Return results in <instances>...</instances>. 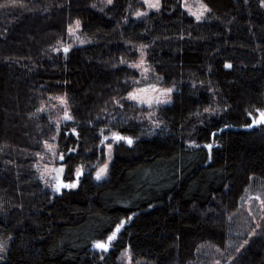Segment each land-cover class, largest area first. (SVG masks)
Listing matches in <instances>:
<instances>
[{
    "label": "trees",
    "instance_id": "1",
    "mask_svg": "<svg viewBox=\"0 0 264 264\" xmlns=\"http://www.w3.org/2000/svg\"><path fill=\"white\" fill-rule=\"evenodd\" d=\"M163 3L160 13L136 19L140 0H0V264H124L128 245L141 264H264V210L250 205L249 214L246 205L251 194L264 199V126L245 127V110L264 109V7L204 0L212 11L197 23L177 0ZM76 20L88 42L74 43L67 57L54 52L71 42ZM140 45H149L159 83L177 89L156 113L161 128L145 118L147 108L113 103L140 79L119 64L138 59ZM65 93L80 132L72 164H84L85 174L78 188L54 193L39 179L36 153L44 156L43 141L57 135L49 117L63 112L36 110ZM209 105L227 111L209 119ZM106 126L136 139L114 144L108 177L96 181L88 169ZM65 130L61 122L62 151L75 143L61 138ZM193 140L201 147H189ZM130 215L119 246L100 261L91 239Z\"/></svg>",
    "mask_w": 264,
    "mask_h": 264
},
{
    "label": "snow or ice",
    "instance_id": "2",
    "mask_svg": "<svg viewBox=\"0 0 264 264\" xmlns=\"http://www.w3.org/2000/svg\"><path fill=\"white\" fill-rule=\"evenodd\" d=\"M113 2L114 0H106L107 5H112ZM140 3L141 9L133 13V16L136 19L146 18L150 13L153 12L160 13L165 7L163 0H140ZM245 3H247V0H245ZM260 3L261 6L264 7V0H260ZM177 5L179 8L183 9L184 13L190 17H193L197 23L205 20L207 15L212 11L211 8L206 3H204V0H196L195 4H189V0H177ZM92 7H95V5L93 4ZM170 10L175 11L176 9L170 8ZM100 11H103V9L101 8ZM124 22H128L127 18H125ZM80 28L81 22L76 20L74 25L68 26L67 34L72 38L74 43L83 45L88 41L81 39V36L78 35ZM74 43L64 44L63 42H60V46H53L52 50L56 53L62 52L64 56L67 57L68 53L72 51ZM148 47L149 45H140L139 48H135V46H133V50L139 53L138 59L134 60L133 62H129L123 57L120 58L119 64L125 65L128 69H135L139 73L140 79L137 80L133 77L131 79L130 85L131 90L126 89L127 95H121L120 99L118 100L113 98V103L114 106L123 109L126 102H132L129 104V107L134 108L142 114L144 113V109L146 107L148 111L145 115V118L148 119L155 128H161L163 121L156 116V113L160 111L162 105L173 103V93L177 89L175 85L172 87L158 86L162 78L155 73L154 69L147 61L146 49ZM113 67L118 66L113 65ZM224 67L231 69L233 65L231 63H226ZM203 83L204 82L201 81L202 86ZM125 84L128 85L129 81L125 80ZM192 87L195 88L196 84L193 83ZM210 91L213 95H215L214 89H210ZM52 101H55V103H50ZM48 102L49 107H45V105L42 104L41 107L37 108L36 112L44 113L46 111L59 108L62 110L63 114L62 116L58 114L55 121H52L51 117H49L50 122L55 124V132L57 135H54L50 138L52 141L51 143L49 140L43 141V148L49 157V163L41 164L40 161L44 160V156L40 153H36V155L40 157V161L37 162L35 167L40 173L39 179L44 182L45 187L51 188L54 193H61L62 190H73L79 187L81 183V177L85 174V165L82 163L72 164L73 159L79 158L80 156V132L77 131L75 117L71 112V106L67 94L65 93L63 95L49 97ZM221 111H227V109H221L219 106L213 107L212 105H209L203 109V113H207L209 119L212 116H219ZM245 111L246 115L250 117V123L246 124L245 127L254 128L258 126H264V109L254 108L256 115L253 114V111ZM33 115H35V113ZM196 115L199 116L202 115V113L197 112ZM96 120L99 121L100 117H96ZM61 122L64 123L66 129L64 131L63 137L61 138L66 142H70L69 137H74L75 140L74 146L68 147L66 151L60 150L58 145L55 143L57 137L60 135ZM68 122H72L71 126L68 124ZM88 123L90 126L95 127V125L92 124V121H89ZM227 126L228 125H226V127ZM219 131L222 132L223 129H220ZM211 137L214 140L216 133L212 132ZM96 138L98 139V143L95 145L97 164L92 165L88 171L89 173L94 171V179L96 181H101L108 176L109 165L112 161L113 145L123 142L131 146L135 143L136 138L124 135L119 130H114V126L100 127ZM188 146L195 148L201 147V145L196 144L194 140L190 141ZM213 146V143H207L203 145V147L208 150L209 158L211 157ZM88 151L93 150L89 149ZM101 161L103 162L101 163ZM250 179L252 178L250 177ZM254 199L259 201L261 206H264V199H261L259 195H257ZM262 210H264V207H262ZM133 215H135V213H133ZM132 218L133 216L130 215L126 219H118L117 221L111 222L106 229L100 231L95 237L91 239L92 249L94 252L98 253L100 261H103L106 254L110 253L114 248L119 246L122 236L127 232L126 225L130 223ZM260 227L261 225L257 223L256 228ZM259 234L264 235V233ZM257 235L258 233L256 229H253L249 233V238L255 237ZM248 243L249 240L245 239L243 244L237 247L236 251L239 252ZM5 251V243L0 241V253H4ZM121 257L124 260V264H141L139 260L134 258L131 245H128L124 248V251L121 253ZM0 259H3L2 255H0ZM217 264H219L218 261Z\"/></svg>",
    "mask_w": 264,
    "mask_h": 264
},
{
    "label": "rangeland",
    "instance_id": "3",
    "mask_svg": "<svg viewBox=\"0 0 264 264\" xmlns=\"http://www.w3.org/2000/svg\"><path fill=\"white\" fill-rule=\"evenodd\" d=\"M196 3V0H189V4H195ZM139 10V9H138ZM75 24V23H74ZM78 35H80V33H78ZM81 36V35H80ZM69 39L71 40V42L70 43H74L73 41H72V38L71 37H69ZM81 39H84V37H82L81 36ZM75 44H77V43H75ZM153 82H155V81H153ZM158 86H161V87H166V86H164V85H162L161 83H159L158 84ZM163 106V105H162ZM146 108V107H145ZM113 150H114V145H113ZM47 158L49 159V157H47V154H45L44 155V160L43 161H40V163L41 164H43V163H49V162H47ZM112 159H113V152H112ZM103 162V161H102ZM111 163H112V161H111ZM111 163H110V165H111ZM110 165H109V169H110ZM109 174V173H108ZM108 177V176H107ZM106 177V178H107ZM47 178V177H46ZM102 181V180H101ZM53 191V190H52ZM257 195H255V194H251L250 195V197L247 199V201H246V205H247V207L249 208V210H247V212L250 214V212L252 213V209H250V205L251 206H255L256 208H260V209H262V207H264V206H261V204L259 203V201L257 202L254 198L256 197ZM261 197V196H260ZM262 199V198H261ZM256 203V204H253V203ZM250 211V212H249ZM122 261L124 262V260L122 259Z\"/></svg>",
    "mask_w": 264,
    "mask_h": 264
}]
</instances>
